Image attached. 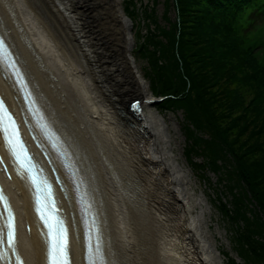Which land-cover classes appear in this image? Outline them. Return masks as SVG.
<instances>
[{
    "label": "bare ground",
    "instance_id": "6f19581e",
    "mask_svg": "<svg viewBox=\"0 0 264 264\" xmlns=\"http://www.w3.org/2000/svg\"><path fill=\"white\" fill-rule=\"evenodd\" d=\"M71 1L0 0V28L74 152L100 215L109 264H224L203 199L176 151L172 126L153 108L150 84L128 53L134 31L127 42L106 33L115 55L106 62ZM2 71L0 90L31 120L14 81ZM4 145L0 131L1 150ZM11 174L5 185L18 213L20 251L27 264H46L30 188L17 172ZM63 178L60 195L71 223L73 264H85L78 205L70 180ZM7 257L12 261L10 250Z\"/></svg>",
    "mask_w": 264,
    "mask_h": 264
},
{
    "label": "trees",
    "instance_id": "16d2710c",
    "mask_svg": "<svg viewBox=\"0 0 264 264\" xmlns=\"http://www.w3.org/2000/svg\"><path fill=\"white\" fill-rule=\"evenodd\" d=\"M134 5L126 1L130 17ZM145 13L156 25L138 48L150 58L152 90L165 96L158 107L185 110L197 130L186 127L191 151L208 159L200 168L220 172L226 187L238 189L219 199L243 243L246 262L233 263L264 264V240L256 239L264 223L251 210L252 198L264 209V0H166L167 25L154 6Z\"/></svg>",
    "mask_w": 264,
    "mask_h": 264
},
{
    "label": "rangeland",
    "instance_id": "374dc122",
    "mask_svg": "<svg viewBox=\"0 0 264 264\" xmlns=\"http://www.w3.org/2000/svg\"><path fill=\"white\" fill-rule=\"evenodd\" d=\"M73 1V0H72ZM126 1L123 0L124 9L126 6ZM132 1V0H130ZM135 5L132 7L135 9V14L132 15L131 19L134 23L135 30V44L132 49V53L136 58L138 67L140 68L142 74L145 76L146 80L149 82L150 87L152 89L153 83L151 77L149 75L150 68V58L148 54H145L144 50H140L138 45H143L146 42V35L148 33V26L152 29L155 28V23L150 21L149 18L146 17L145 10L151 5L155 7V13L157 15L158 21L162 25H167L168 21L165 19V10H166V0H133ZM172 18L176 17V12L172 9L170 12ZM149 49H153L150 45ZM149 72V73H148ZM109 81V79H107ZM105 86L108 84L105 82ZM153 91V90H152ZM154 93V91H153ZM155 97H164L165 96H157L154 93ZM160 102L155 103L153 108L159 110L162 114L166 115L169 123L172 126V132L175 136V141H178V146L176 151L179 155L180 160H182L186 167L188 168V172L193 180L192 186L194 187L197 195L203 199L205 210L206 222L209 225V229L214 235L215 244L219 250L220 255L222 256L224 264H234L233 259L245 263L246 260L243 258L240 252H242V241L236 235L235 229H237V225L234 226L231 224L230 219L225 216L224 210L222 209L219 199H230L231 192H238L234 187L230 189L224 185L221 180L220 172L213 170L211 168H207L202 170L200 165L206 163L208 160L204 157V155L200 152H192V140L189 138L187 133V125L194 129L195 125L190 121V119L186 118V112L183 108L179 109H161L158 107ZM134 104V102H133ZM135 109V106H133ZM227 122V121H226ZM225 122V123H226ZM198 135L202 137L209 136L207 133H202L198 131ZM236 134H233L234 138ZM244 140V137H241V141ZM238 144V142H237ZM206 160V161H205ZM252 212L254 215H257V218L264 223V209L262 206L252 198ZM249 217H251V212H248ZM242 221L239 223L242 225ZM258 240H264V236L256 237ZM250 257H257L253 251L248 248V251L245 252ZM262 261L260 260L258 264Z\"/></svg>",
    "mask_w": 264,
    "mask_h": 264
},
{
    "label": "water",
    "instance_id": "95a60500",
    "mask_svg": "<svg viewBox=\"0 0 264 264\" xmlns=\"http://www.w3.org/2000/svg\"><path fill=\"white\" fill-rule=\"evenodd\" d=\"M71 2L80 13L81 21L83 22L87 33L92 37V42L96 44L95 46L99 47V49L96 50L105 52V58L103 60L111 62V58H114L115 55L109 50L105 43L106 33L112 31L116 35H119V38H122L124 41H126L127 37H130V33H133V31L135 33L133 21L124 9L123 0H73ZM127 44L128 53L131 54L135 43H132L131 46L129 45V42H127ZM120 46L123 45L121 44ZM105 48L108 50H103ZM119 73L121 76L126 75L125 73L123 74L121 68ZM163 99L164 97L154 96L152 101L155 104ZM133 102L136 103V106L138 107L141 100L137 98ZM65 194H67L66 191ZM92 200L94 205L91 203V214H94L95 220L99 223L101 235L99 237L100 241L97 245H94L93 238L90 239V259L93 264H109L108 255L105 249L104 232L101 228L99 213L97 208L94 207L95 201L93 197ZM89 225L92 226V222L89 221ZM100 256L103 258V263L101 262Z\"/></svg>",
    "mask_w": 264,
    "mask_h": 264
},
{
    "label": "snow or ice",
    "instance_id": "6c2138e0",
    "mask_svg": "<svg viewBox=\"0 0 264 264\" xmlns=\"http://www.w3.org/2000/svg\"><path fill=\"white\" fill-rule=\"evenodd\" d=\"M0 46H2V42H0ZM0 130L4 132L6 137V143L10 146L16 158L19 159L21 154L26 156V152L24 151L20 141L17 138L18 132L15 128L14 121H12L11 115L9 114L8 109L4 105L3 100H0ZM17 148H19V151H17ZM33 183H35V178H33ZM37 187L39 186L37 185ZM46 195L48 197L51 196L50 188L48 189ZM2 199L4 198L2 195H0V200ZM37 199L39 201V196L37 197ZM45 207H47V205L41 203V206L38 207L37 210L41 212V219L44 220L49 230V264H70L67 229L63 226L62 221H60L58 218L52 215L45 214L42 211V209ZM8 227L10 230H12L14 227L13 223L10 222Z\"/></svg>",
    "mask_w": 264,
    "mask_h": 264
}]
</instances>
